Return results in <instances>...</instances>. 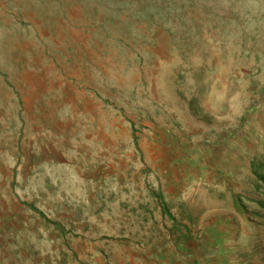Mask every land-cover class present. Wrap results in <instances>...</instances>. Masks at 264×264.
Instances as JSON below:
<instances>
[{
	"label": "rangeland",
	"instance_id": "obj_1",
	"mask_svg": "<svg viewBox=\"0 0 264 264\" xmlns=\"http://www.w3.org/2000/svg\"><path fill=\"white\" fill-rule=\"evenodd\" d=\"M0 264H264V0H0Z\"/></svg>",
	"mask_w": 264,
	"mask_h": 264
}]
</instances>
